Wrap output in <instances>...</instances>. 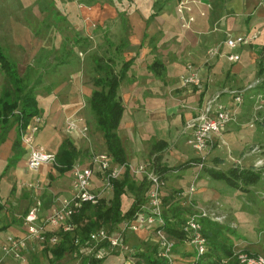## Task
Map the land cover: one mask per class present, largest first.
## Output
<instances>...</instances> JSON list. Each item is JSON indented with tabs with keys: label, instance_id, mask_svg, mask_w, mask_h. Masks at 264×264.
<instances>
[{
	"label": "crops",
	"instance_id": "1",
	"mask_svg": "<svg viewBox=\"0 0 264 264\" xmlns=\"http://www.w3.org/2000/svg\"><path fill=\"white\" fill-rule=\"evenodd\" d=\"M34 1L35 0H30L28 3L32 4ZM198 1H200L199 4L193 3V15L195 20L189 29H182L179 26L175 10L176 5L174 6L173 14H170L171 16H169L168 12L165 10H163L162 13H166H161L160 15H158V12H152L149 17L155 18L154 26H152L151 21L143 22L142 19L146 18L145 16H141L142 14H140L139 11L134 14L133 12H128L126 23L123 24L122 22H116V25L118 27L123 25V28L125 26V28L128 29L127 41L129 42V46L121 52H119L117 46H112L114 48L112 53L110 50L107 52L104 50L102 52L103 56L107 55L108 58H112L114 56L112 54L116 51L119 52V59H115V66L116 62H118L117 60H119L120 67L123 62L131 61L125 77L120 83L118 89L124 110L121 121L116 130V133L122 141L126 162L129 161L127 165L133 167L134 165L132 163L138 161L139 155L144 156L146 159L150 156V163H152V159L156 155L159 158L160 164L166 167H168L167 163L169 160L178 163L164 175V184L161 188L163 198L166 200L164 201V204H168L169 201L172 204L180 205V203H176L178 201L177 196H179V194L188 193L191 184L194 185L196 182V187L194 186V191L189 194L199 196L201 190L207 188L205 187L206 184H210L209 181H214L205 173V171L201 172L200 169H196L194 172H189L190 168L192 169L193 166L188 168L179 167L183 163L190 161L195 154L192 148L191 151L193 153L186 150L187 145H189L187 140L192 132L191 129L187 128L186 123L194 116H197L203 110L206 103L213 99L214 96H218L217 101L220 102L223 96L232 98L229 93L231 90H242L243 101L247 95L249 98L252 97L249 93L252 92L251 88L254 86V82L252 83L253 85L250 84V87L245 88V86H243L245 81H242L244 79L242 77L244 76L242 71L246 69L252 71V66H255L256 62L258 63L261 53V48L255 44L256 42H254L258 31L249 30L247 36H252L253 38L249 43L239 47L238 51H235L239 54L238 65L228 67L227 65L230 61H228L224 55L205 63L207 48L216 45V42L221 41L222 38L224 39L227 34H230V32L216 28L215 22L218 25L221 21L220 18L217 20L215 18V22L212 23L210 20L211 16H207V14L201 15L200 11L206 10L207 6L204 8L206 3L203 0ZM21 2H23V0H21ZM48 2L51 6H55L54 0H48ZM153 2H156V0H153L151 3ZM225 2V7L230 14H235L234 12L251 14L259 6L257 0H226ZM261 9L262 11L264 10V8ZM94 10L95 12H98L97 20L99 19L103 22L109 17L108 14L104 13L107 10L104 11L99 5L97 7L95 6ZM92 11L93 10L91 9L90 11H84L82 13L83 19L93 17L95 12ZM114 12L116 16H120V13L122 14V12L116 10ZM59 13L63 14L61 11ZM60 14L58 15V18L61 19L62 17ZM114 16L115 15H112V17ZM37 17L39 16L37 15ZM168 18H172L170 19L172 28L165 24V20L168 21ZM120 19L123 18L121 17ZM210 24L215 25L211 28ZM103 27L104 26H101L98 29L86 28V30L83 31V27H79L75 24L67 28L62 27L60 31L63 33L65 29L68 31L73 30L78 34H82L85 39H90V37L98 38V35L101 33L99 32V29H105ZM22 28V34L24 32L25 36H28L27 33H30L29 36L33 35L30 28V30H27L26 27ZM220 32H223V36L220 35ZM123 33L124 32H120V34ZM170 34H174V36H176L175 39L171 40L164 38ZM144 35L146 36L144 37ZM146 38H148V40H146ZM73 39L76 40V37ZM140 42H142V46H139ZM159 42L161 43L158 48L157 45ZM135 47L139 48L136 49ZM141 47L142 49L140 52L139 49ZM18 49L23 53L22 60L18 55ZM3 50L16 64L20 76L23 77L28 74V86L31 87L38 101V107L40 110L38 115L41 117V126L35 137L36 143L44 146V148L46 146L45 142L46 144L49 143V148L46 147L45 149L55 153L61 142L65 138H68L78 150L80 145L82 147L84 145L83 148L99 145L100 149H105L106 151L102 135H99L101 132L99 134L91 133L87 135V139L84 140L85 136L83 137L81 134L71 135L65 130L67 118H77L80 120L84 100L86 98L89 99V96L95 89V87L93 89V87L90 88L85 85L87 79L84 80L83 78L85 77L84 75H86V72L84 73L78 63L79 59L71 58L74 57L75 54V50L72 47L65 48L63 42L60 45L50 44V46L43 45V43L30 44L29 42H18L12 49L7 50L3 48ZM89 50L90 48L87 47L85 50L86 53H88ZM221 51L223 54L230 52V50L225 47H221ZM109 53H111V55ZM66 54L67 57H65ZM122 54H126V58H123ZM98 55L92 56L93 64L95 57L104 58L103 56ZM223 59L225 62L221 63ZM155 60L159 62L157 65L158 69H150L152 62ZM47 63H50L49 70L46 71L43 69L40 73L39 71L36 72L35 66L41 65L45 67ZM188 66L197 68L199 75L201 74V84L197 86L198 89L196 93L193 94L190 92V86L186 90L174 89L172 91L166 88L165 84L173 83L175 78L180 79L182 75L187 74ZM83 68H85L84 64ZM43 74L44 79H42ZM87 76L89 77V75ZM92 78L93 77L89 78V81H91ZM224 82L228 85L224 84ZM233 84H239L242 86L239 88L240 86H233ZM174 87L180 89L179 85ZM245 109L246 108H240L239 110V108L232 107L230 110L232 113V120L225 126L224 130L230 123H232L233 119L235 120L238 116L241 117L248 115L249 111ZM84 112L85 111L83 110V113ZM77 124L81 127V124L83 123L80 121ZM63 125L64 129L62 127ZM221 136L222 140L224 136L223 134ZM15 137L16 130L14 126L7 133L4 141L0 142V200L3 204V209L0 211V243L6 234H12L15 236L24 235L25 229L23 225V217L28 210L20 216L19 214L18 216H15L7 212V220L3 215L6 209L5 200L7 199V196L13 193L20 194V185L22 186L29 181L36 182L39 185L36 190L37 192H34V195L32 196L33 203L36 200L41 203V220H43V211H45L47 215L51 206L57 202V199L70 195L71 188L70 172L68 171L64 174H60L57 171L56 166L51 164L42 165L36 172H32L31 177L27 179L25 177L28 173L27 171H29L26 168L27 153L22 147V144L21 147L24 150V153H22L21 157L13 166L5 171V166L8 160L13 156L12 145ZM218 138L219 135L214 136V142L215 140H218ZM158 142L165 143V147H161L160 143L157 145L158 149H168V156L165 154V149H161V151L157 149L152 154L150 153L153 145ZM209 151H207V153ZM230 153V160L234 159L235 154L232 151H230ZM209 155L211 157H209ZM209 155L206 156L208 166L212 165L208 160L215 156L221 158L223 163H226L227 161V157H221L220 155L215 154V152L210 153ZM220 166L221 165L214 166V168L218 169ZM192 174L193 176H191ZM169 176L174 178V180L170 179ZM98 180L97 176L96 178L94 177L93 184ZM185 181H189L188 185L183 184ZM43 183L50 184L47 188H44L41 185ZM124 196L125 194L121 197L123 211H125L133 201V198L128 195L127 205L123 209L125 203ZM13 204L15 205V202H13ZM31 206H29L28 209ZM47 231L57 232V228L47 226ZM139 235L140 236L137 237L139 238L137 243L140 245H138L139 247H136L135 252H143L144 254L150 252L153 253L154 248L152 247V243V246L145 245L142 247L141 244H143V242L145 243L147 240L145 239L146 236L142 237L143 234ZM148 239L151 240V237H148ZM33 244L39 245L37 242H31L26 254L30 260L35 261L37 254L34 248L31 247ZM110 256L117 257L118 255L111 254ZM140 256H138L137 259L139 263L144 264L143 261L141 262L142 257ZM65 258L60 261H64ZM2 260L3 254L0 251V263ZM114 260V258L111 260L108 259V262L102 260L101 264H113ZM12 262L13 264H16L13 259Z\"/></svg>",
	"mask_w": 264,
	"mask_h": 264
},
{
	"label": "rangeland",
	"instance_id": "2",
	"mask_svg": "<svg viewBox=\"0 0 264 264\" xmlns=\"http://www.w3.org/2000/svg\"><path fill=\"white\" fill-rule=\"evenodd\" d=\"M28 1L30 0H23V2H21V0H0L1 47L9 50L12 49L18 42H29L30 44L43 43V45L49 46L50 44L60 45L63 42L65 48L72 47L75 50L74 57L71 58L79 59L78 63L80 64L84 73L86 72V75H84L85 77L83 78L84 80L87 79L85 85L90 88L93 87L94 89V86L92 85L91 81H89V78L97 76L98 72L96 71L95 66L93 64L92 56L98 54L103 56L102 52L104 50H106V52L110 50V52L112 53V51L114 50L112 46H117L119 52L124 51L126 47L129 46V42L127 41L128 29L125 28V26L123 28V25H120L119 28L116 25V22H122L123 24H125L127 21L126 19L128 12H133L134 14L135 12L139 11L140 14H142L141 16H145L146 18L142 19L143 22L151 21L152 26H154L155 18H150L149 15L152 12H158V15H160L162 11L165 10L166 12H168L169 16H171L170 14H173L174 6L179 0H156V2L153 3H151L153 0H54V7L51 6L48 0H35L32 4H29ZM203 1L206 3L204 5V8L206 6L207 8L206 10H204L205 13L204 11H200V13H203V15L207 14V16H211L210 20L212 21V23L215 22V18L216 20L218 18L221 19L218 25L215 22L217 29H220L222 31L227 30V32H230V34L233 36L247 35L249 30H256L258 31V34L256 35L257 37L255 38L254 42H256L255 44L262 49V47L264 46V10L262 11L261 8H264V0H257L259 6L251 14L236 12H234L235 14H230L225 7L226 0ZM98 5L101 6L104 11L107 10L104 13L108 14L109 16L103 22L99 19L97 20L98 12H95L94 10V7H97ZM90 9L93 10L92 12H95L93 17L83 19L82 13L84 11H90ZM115 10L122 12V14L120 13V16L123 19H120V16H116L114 12ZM60 11L63 14H60ZM166 12L163 13L165 14ZM59 14L62 17L61 19L58 18ZM37 15L39 17H37ZM112 15L115 16L112 17ZM168 19V21L165 20V24L166 26L172 28V25L170 24V19L172 18ZM75 24L79 27H83V31L86 30V28L98 29L101 26H104L103 28L105 29H99V32L101 33L98 35V38L90 37V39H85L82 34H78L73 30L68 31L67 29H65L63 33L60 31L62 27L67 28ZM215 24H210V27L213 28ZM22 27H26L27 30L31 29L33 35L29 36L30 33H27L28 36H25L24 32L22 34ZM120 32L124 33L120 34ZM220 35L223 36V32H220ZM74 37H76V40L73 39ZM175 37L176 36H174V34H170L168 36H165L164 38L173 40L175 39ZM146 40H148V38H146ZM222 40L216 42V44L221 43ZM160 43L161 42H159V44L157 45L158 48L160 47ZM87 47L90 48L88 53H86L85 51ZM239 47L241 46H238L237 48L231 51H238ZM135 48L138 49L139 47ZM141 49L142 47L139 49L140 52ZM18 51V55L22 60L23 53L20 52L21 50L19 49ZM119 52L116 51L112 54L114 55L112 57L114 58V61L115 59H119ZM111 53L109 54L111 55ZM122 56L123 58H126L127 55L122 54ZM65 57H67V54L65 55ZM103 57L104 59L108 58L107 55H104ZM117 61L118 62H116L115 66L116 70L120 68L119 60ZM223 62H225L224 59L221 61V63ZM237 62L238 61H235V63L229 62L227 66H236L239 64ZM49 64L50 63H47L45 67L41 65L35 66L36 72L39 71L40 73V71L43 69L46 71L49 70ZM83 64L85 68H83ZM258 68L259 66L256 62V65L252 66V71H249L248 69L242 71V74H244V76H242L244 78L242 81H245V84L243 85L245 86V88L250 87L249 85L255 82L257 78L260 79L259 83H256L251 88L252 92L249 94L252 97L249 98L247 95L244 98L242 105L237 107L236 104L231 100L232 98H229L228 96H223L222 100H220L219 103L227 107L228 110H231L232 107L239 108V110L240 108H246L245 110L249 111V114L241 117L237 115L238 117L235 120L233 119L234 122L232 121V123H230L226 127V129L222 131V133L219 135L218 140H215L214 142L213 139L212 146L211 148H209L210 151L207 154L205 153V156H208L210 153L215 152V154H218L221 157H227L226 163L221 164V169H226L230 165L234 163L238 164L239 162L243 163V165L245 166H250L252 164H256V162L261 159L262 166L260 168L262 170V177L260 181L256 185L250 186L246 192L234 189L220 181H209L210 184H206L205 186L208 189H202L201 194H199V196L190 195L189 193L179 194V196H177L178 201L176 203H180V205H175L174 203L172 204L169 201L168 204H164L163 200V209L164 214L167 218H174L177 215L181 218H184L187 214H190L191 212H196L199 209H205L208 214L212 213L220 218L219 220L214 221V223H216L213 226V229L216 232L214 234L215 242L224 241L225 245L231 243L232 246H235L237 249L264 255V124L262 122L264 119V87H262V84L264 83L261 82L263 81V79H261V76H257L256 72ZM87 75H89V77ZM199 76H201V74ZM3 79L4 75L0 72V90L4 82ZM42 79H44V74L42 76ZM178 80V78H175V81L173 83L165 84L166 88L172 91L174 89H188L189 86H181L180 81ZM224 84L227 83L224 82ZM178 85L180 86V89L174 87ZM233 86H240L239 88H241L242 85L233 84ZM189 89L191 90V93L195 94L198 87L190 85ZM83 110L85 111L84 113ZM80 119H82L83 123L81 124V127L84 126L86 128L85 134L83 135V137L85 136L84 140H86L87 135L91 133H100L95 122V116L89 107L87 98L84 100L82 116ZM62 127L64 129V125ZM222 134L224 137L221 140ZM45 145V148H49V143L46 144L45 142ZM83 147L81 145L79 146L80 158L77 161L82 165L88 163L89 157L92 154L107 153L105 149H100L99 145L87 148ZM161 149L166 150V148ZM161 149L159 148L158 150L161 151ZM186 150L193 153L191 151L190 145H187ZM168 151V149L165 151V154L167 156L169 155ZM230 151L235 154L234 159L231 160ZM195 156H197L196 153L194 154L193 158H195ZM209 157L211 156L209 155ZM145 159L146 158H144V156L139 155L138 161L132 163L134 165L133 168L137 167L139 164L142 163H150V156L147 157L148 160ZM236 161L238 163H236ZM127 163H129V161H127ZM203 163L208 164L205 160L203 161ZM177 164L178 163L173 162L171 160H169L167 163L168 167L170 168L176 166ZM196 169H200V171L203 172L202 167L200 168L197 165H194L192 169L190 168L189 172H194ZM27 172L28 173L25 177L29 179L31 177L32 172ZM127 173V185L124 193L125 203L123 209L126 207L128 202L127 196L129 195L132 197L136 193L140 182L145 178L143 174L134 173L130 169L129 172H126V174ZM124 174L125 171L120 175L118 179L122 180ZM96 176L99 180L92 185L93 191L98 194V201L100 199L107 200L111 197L112 190L104 188L100 173L95 172V178ZM191 176H193V174ZM170 179L174 180V178L172 177H170ZM188 182L185 181L183 182V184L188 185ZM49 184L50 183H43L41 185L44 188H47ZM195 185L196 182L194 183V186ZM19 188V192L21 195L13 193L8 195L7 199L5 200L6 209L3 215L6 220L8 219L7 212L15 216H18V214L19 216L23 215L28 210V207L31 206V204L33 203L32 195H34V192H37V188L27 187L24 184L22 186L20 185ZM146 199L147 192L144 194L143 200L146 201ZM13 202H15V205L13 204ZM45 216L46 213L45 211H43L42 218L44 219ZM112 228L114 231V229H116V226ZM148 233V231H143V233L142 231L135 233L128 232L124 237V247L118 249L117 251L110 250L106 259L103 260L107 261L108 259L111 260L114 258L115 260L113 264H141L137 259L139 255L135 253L136 247H139L138 245H140L137 243V241H139V238L137 237L140 236L139 234H143L142 237L146 236L145 239L148 243L143 242V244H141L142 247L145 245H151V243L153 245V240L148 239V237L152 238L153 234L151 233L148 235ZM176 244V250L178 253L181 250L188 249L190 250V254L187 257L193 255V252L191 251V249H189L190 247H187L186 245H181L178 242ZM125 246H127L126 250L124 249ZM31 247L34 248L37 255L35 257V261L30 260L27 255L29 264H80L83 258V254L78 253L77 255H75L73 252H69L66 254V258L64 257L65 260L60 261L54 259V256L40 245L33 244L31 245ZM111 254H116L118 256L113 257L110 256ZM11 258L12 257L8 255H3V260L0 264H13ZM174 264H184V260H182V262L180 263L175 261Z\"/></svg>",
	"mask_w": 264,
	"mask_h": 264
},
{
	"label": "built area",
	"instance_id": "3",
	"mask_svg": "<svg viewBox=\"0 0 264 264\" xmlns=\"http://www.w3.org/2000/svg\"><path fill=\"white\" fill-rule=\"evenodd\" d=\"M193 3L199 4L198 0H179L176 4V13L179 26L182 29H189L194 22ZM203 15V13H201ZM253 37L247 35L233 36L227 34L221 43L207 48L205 63L224 55L228 61L235 62L239 60V54L231 50L249 43ZM221 47L228 48L230 52L222 53ZM181 86H199L201 78L198 69L188 66L187 75H182L179 79ZM260 79L255 80L254 85L259 83ZM253 85V84H252ZM232 101L237 106L243 102L242 90H231ZM218 96H214L203 107V110L191 118L187 123V128L191 129V135L187 143L191 146L199 159L196 164L200 168L205 159V153L209 151L213 143V137L220 135L225 126L231 122L232 113L227 107L217 101ZM82 119L67 118L65 130L68 134H85L86 128L78 126ZM41 126V117L37 114L31 117L25 130L21 133V144L27 153L26 168L31 172H36L42 165H56V156L54 152L48 151L44 146L35 142V137ZM236 163H238L236 161ZM240 163V162H239ZM238 163V164H239ZM235 164V163H234ZM255 167L262 166V160H258ZM125 165L114 163L108 153L92 154L88 163L85 165L75 162L71 168V188L70 195L57 199V202L51 206L49 213L43 220L40 219L41 203L36 200L28 209L23 217L24 235L15 236L6 234L0 243V251L3 255H8L16 264H29L26 251L31 242H37L41 246L53 247L60 240L58 231L74 232L76 224L73 222V216L79 212L83 204H97L98 194L93 191V179L95 172L101 174V179L106 189H112L111 180L118 179L124 172ZM130 170L134 173L143 174L148 181L147 199L138 211L131 218L123 219L117 224L116 229L109 230L100 227L92 231L85 242L79 245L77 235L73 236V244L78 246L73 251L75 255L83 254L94 260L105 259L109 251H117L124 247V237L128 232L148 231L153 234L151 238L155 247L154 255L158 259L164 260L166 264H174L184 260V264H211L207 254L209 252L208 239L204 234V221H216L220 218L214 214H208L205 209H199L196 212L187 214L182 222L176 226L180 237L176 238L167 231L169 223L174 224L175 218H167L163 209L162 179L155 171L151 163H142ZM27 187L37 188L36 182L24 183ZM194 191V185L189 186L188 193ZM47 226L57 228V232H48ZM175 227V226H174ZM190 247V250H176V243ZM124 249H127L125 246ZM218 264H264V255L251 253L232 246L228 255H220Z\"/></svg>",
	"mask_w": 264,
	"mask_h": 264
},
{
	"label": "trees",
	"instance_id": "4",
	"mask_svg": "<svg viewBox=\"0 0 264 264\" xmlns=\"http://www.w3.org/2000/svg\"><path fill=\"white\" fill-rule=\"evenodd\" d=\"M146 35H144L145 37ZM142 46V42L140 45ZM131 61H125L121 67L115 69V61L112 58L95 57V69L98 72L91 80L95 89L92 91L88 104L95 116V122L98 130L101 132L106 152L111 156L114 163L125 165V174L123 179H113L112 195L107 200L100 199L97 204L85 203L82 208L73 216V222L76 224L74 232H62L60 234V242L53 246H43L48 250L56 260L63 259L67 253L73 252L78 246L73 244V236L77 235L79 238V245H82L87 239L88 235L100 228L105 227L109 230L117 226L123 219L131 218L140 206L145 203L144 194L148 191V181L144 178L136 193L132 196L133 201L130 206L123 211L121 197L125 193L127 185V175L129 166L126 162L125 151L122 141L119 138L116 130L121 121L124 106L118 93L120 83L125 77L126 71ZM158 61L155 60L151 64V68L156 70ZM257 76H261L264 83V46L258 61ZM0 72L4 75V82L0 90V142H3L7 133L15 126L16 137L12 145L13 156L8 160L5 171L13 166L21 157L24 150L21 147V133L25 130L32 116L39 114L38 101L33 93L31 87L28 86V74L20 76L17 71L16 64L9 58L0 45ZM264 87V84H262ZM264 124V119H263ZM165 147L164 142L155 143L151 149V154L158 149L157 144ZM161 149V148H160ZM56 169L60 174H64L71 170L73 164L79 159L80 151L73 145L70 139L65 138L55 152ZM207 161V158L204 159ZM199 159L197 156L188 162L180 165V168H188L196 165ZM212 165H202L203 171L214 181H220L228 186L242 192H246L250 186L256 185L261 179V168L255 167L253 164L245 166L242 163L232 164L226 169H217L214 166H219L223 160L219 157H212L208 162ZM152 166L160 175L164 183V175L172 168L162 166L159 162L158 156L152 159ZM4 171V172H5ZM3 172V173H4ZM147 181V182H146ZM164 200V198H163ZM165 201V200H164ZM3 209V204L0 200V211ZM176 216V215H175ZM176 222L169 223L167 231L174 237H180L178 226L184 218L180 216L174 217ZM204 234L208 239L209 252L207 254L211 264H218L220 255H228L231 252L232 244L225 245L224 241L215 242L213 223L204 221ZM175 226V227H174ZM154 251L155 247L153 245ZM141 255L144 264H166L164 260L158 259L153 253L144 254L143 252H135ZM102 260H94L90 257L83 256L80 264H100Z\"/></svg>",
	"mask_w": 264,
	"mask_h": 264
}]
</instances>
